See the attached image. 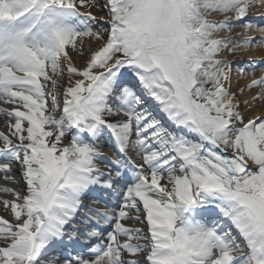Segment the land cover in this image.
I'll list each match as a JSON object with an SVG mask.
<instances>
[{
    "label": "snow or ice",
    "instance_id": "snow-or-ice-1",
    "mask_svg": "<svg viewBox=\"0 0 264 264\" xmlns=\"http://www.w3.org/2000/svg\"><path fill=\"white\" fill-rule=\"evenodd\" d=\"M252 49L264 0H0V264H264Z\"/></svg>",
    "mask_w": 264,
    "mask_h": 264
},
{
    "label": "bare ground",
    "instance_id": "bare-ground-1",
    "mask_svg": "<svg viewBox=\"0 0 264 264\" xmlns=\"http://www.w3.org/2000/svg\"><path fill=\"white\" fill-rule=\"evenodd\" d=\"M255 33V32H253ZM256 35H259L258 33H255ZM246 58V59H250V58H254V59H264V49H252V50H249L247 52H245L242 56H240L239 58ZM258 75V73H257ZM250 81V78L249 80H244V79H240L237 77V79H234L233 80V90L234 88H239V87H242L244 86V84H246L247 82ZM252 95V93H249L248 96H245L244 99H248L250 96ZM264 111V106H257L255 108L254 111L248 113L247 115L249 116H255L256 114L260 113ZM3 126V121L0 120V128H2ZM103 154L105 157L107 158H113L114 155H115V152H114V149L107 145V144H104L103 147ZM94 199H100L101 200V197L97 194H94L92 198H89V199H86L85 200V209L84 211H87L88 208L90 207H101V202L99 204H94L93 203V200ZM114 203V200H110V203L109 204H112Z\"/></svg>",
    "mask_w": 264,
    "mask_h": 264
},
{
    "label": "rangeland",
    "instance_id": "rangeland-1",
    "mask_svg": "<svg viewBox=\"0 0 264 264\" xmlns=\"http://www.w3.org/2000/svg\"><path fill=\"white\" fill-rule=\"evenodd\" d=\"M97 15L98 16H100V15H103V13H97ZM237 31V33H239V32H241L242 30L241 29H237L236 30ZM250 35H256L255 33H250ZM242 56V55H241ZM240 56H238V57H235L234 59L236 60V62L237 63H240V62H244V61H248V60H253L254 58H248V59H246V58H244V57H242V58H239ZM254 60H261V59H254ZM234 79H237V77H233V80ZM248 83V82H247ZM238 88H234V90L233 91H236ZM57 115H59V114H57ZM103 149V148H102ZM102 152H103V150H102ZM104 155V154H103Z\"/></svg>",
    "mask_w": 264,
    "mask_h": 264
}]
</instances>
